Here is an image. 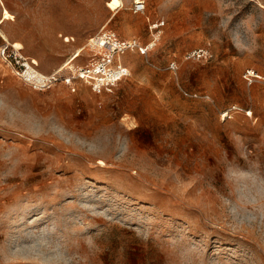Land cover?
<instances>
[{"label":"rangeland","instance_id":"374dc122","mask_svg":"<svg viewBox=\"0 0 264 264\" xmlns=\"http://www.w3.org/2000/svg\"><path fill=\"white\" fill-rule=\"evenodd\" d=\"M109 1L0 0L43 78L107 60L100 33L148 48L116 54L129 74L110 86L38 87L0 55V264H264V15Z\"/></svg>","mask_w":264,"mask_h":264},{"label":"built area","instance_id":"2783aa9c","mask_svg":"<svg viewBox=\"0 0 264 264\" xmlns=\"http://www.w3.org/2000/svg\"><path fill=\"white\" fill-rule=\"evenodd\" d=\"M132 11L135 14L145 13V0L135 1L132 6ZM90 44H92L95 48L106 51L108 53V59L99 61L98 64L93 68L87 67L78 69L74 67L72 69L71 75L65 74L63 68L45 78H39L35 74L27 75L26 71L29 61L23 57L20 50L8 46V44L0 47V55L14 66V69L17 70L18 74H24L27 77H31L32 83L38 87L52 85L58 81L72 83L73 80L84 78L93 79L99 86H110L122 80L129 74L125 68H113L110 66L116 54L129 48H139L144 52L148 49L141 47V45L135 40L128 41L127 43H121L114 33H105L103 35L100 33L90 39ZM188 58L209 60L213 58V54L208 48H200L188 53ZM31 66L33 67V64ZM174 67L175 64L171 66L172 69ZM244 77L249 81L250 84L262 78L261 75L254 69L247 70Z\"/></svg>","mask_w":264,"mask_h":264},{"label":"bare ground","instance_id":"6f19581e","mask_svg":"<svg viewBox=\"0 0 264 264\" xmlns=\"http://www.w3.org/2000/svg\"><path fill=\"white\" fill-rule=\"evenodd\" d=\"M135 1H137V0H135ZM123 5H124L123 0H111V1L108 2V4H107L106 6H107V8H109L110 10H112L113 12L115 11L114 14H116V13H117V9L121 8ZM9 14H10L9 10L5 7V8L3 9V15H2V17H1V19H0V27H1V25L5 22V19L7 18V15H9ZM110 20H111V19H110ZM105 25H106V24H105ZM103 27H104V26H103ZM104 30H105V28H104ZM0 31H1V33H2V37L4 38V40H6L8 46H11V47H13V48H15V49H17V50H20V51L24 48L23 45H22L21 43H19V42H15V43H12V44L9 43L10 41H9L8 36H7V35L1 30V28H0ZM1 33H0V34H1ZM79 56H80V53H77V55H76L75 57H71V58L67 61V63L64 64L61 68H64L65 66L69 65L72 61H74L75 58H78ZM32 63H33V65L38 64L36 60H33ZM32 63H31V64H32ZM31 64H30V63L27 64V66L29 65V67H30V68H29L28 75H33V74H35L37 77H39V78H43L45 75L42 74V73H39L38 71H36V70L31 66Z\"/></svg>","mask_w":264,"mask_h":264},{"label":"crops","instance_id":"0c3cea01","mask_svg":"<svg viewBox=\"0 0 264 264\" xmlns=\"http://www.w3.org/2000/svg\"><path fill=\"white\" fill-rule=\"evenodd\" d=\"M256 8L258 9V11H260L263 15H264V0H251ZM3 15V9H1V12H0V19Z\"/></svg>","mask_w":264,"mask_h":264}]
</instances>
